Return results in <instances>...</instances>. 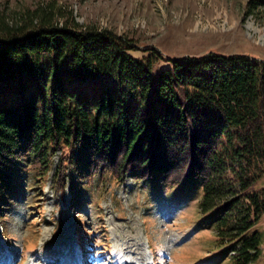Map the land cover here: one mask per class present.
Segmentation results:
<instances>
[{
	"label": "trees",
	"instance_id": "obj_1",
	"mask_svg": "<svg viewBox=\"0 0 264 264\" xmlns=\"http://www.w3.org/2000/svg\"><path fill=\"white\" fill-rule=\"evenodd\" d=\"M135 42L57 0L0 10V185L22 164L57 195L97 173L200 176L208 225L236 264H251L264 213V57L154 46L141 57Z\"/></svg>",
	"mask_w": 264,
	"mask_h": 264
},
{
	"label": "rangeland",
	"instance_id": "obj_2",
	"mask_svg": "<svg viewBox=\"0 0 264 264\" xmlns=\"http://www.w3.org/2000/svg\"><path fill=\"white\" fill-rule=\"evenodd\" d=\"M40 1L48 0H0V10L21 12ZM57 1L84 24L133 37L136 56L154 46L176 57L209 50L264 57V0L256 7L251 0ZM17 172L13 185H0V264H236L200 207V176L166 184L159 174L129 172L121 181L97 173L57 195L31 166ZM261 218L260 253L251 264H264Z\"/></svg>",
	"mask_w": 264,
	"mask_h": 264
}]
</instances>
